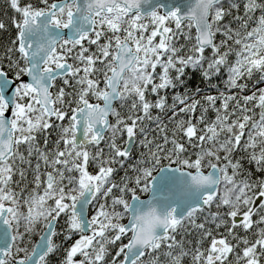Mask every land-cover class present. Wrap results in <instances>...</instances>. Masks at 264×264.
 Segmentation results:
<instances>
[{
  "label": "snow or ice",
  "instance_id": "1",
  "mask_svg": "<svg viewBox=\"0 0 264 264\" xmlns=\"http://www.w3.org/2000/svg\"><path fill=\"white\" fill-rule=\"evenodd\" d=\"M7 2L0 264H264V0Z\"/></svg>",
  "mask_w": 264,
  "mask_h": 264
},
{
  "label": "trees",
  "instance_id": "2",
  "mask_svg": "<svg viewBox=\"0 0 264 264\" xmlns=\"http://www.w3.org/2000/svg\"><path fill=\"white\" fill-rule=\"evenodd\" d=\"M15 15L14 11L9 7L7 0H0V21H3L6 25L5 30H0V53L3 52V49L7 47L10 43V40L14 38L15 36V29L12 27L11 24V18ZM188 86L185 88L183 86L178 87L175 91L177 93L180 92H188L189 94L195 92L196 88H201L202 92L201 95L207 93L209 91L210 85L207 81H202L199 74L193 76L191 72L187 76ZM211 83L217 84V89H212V94H215L217 91L223 90V78L220 81L213 80ZM59 86V84H58ZM169 102H171V97L169 98ZM170 114V113H169ZM171 127V126H170ZM53 138H55L53 136ZM135 154V153H134ZM122 175V173L117 174V179H119V176ZM142 197L146 196V194H141ZM214 227V225L210 226ZM39 235V231L37 232V235L33 238L34 241ZM189 240H192V237H189ZM66 242L65 246H67ZM62 258V253L57 254L54 256L51 260V264H59V260ZM187 264V261L185 262Z\"/></svg>",
  "mask_w": 264,
  "mask_h": 264
},
{
  "label": "water",
  "instance_id": "3",
  "mask_svg": "<svg viewBox=\"0 0 264 264\" xmlns=\"http://www.w3.org/2000/svg\"><path fill=\"white\" fill-rule=\"evenodd\" d=\"M147 195H148V194H146V196L142 197V199H146V198H147ZM38 239H39V235H38V237L36 238V240H38Z\"/></svg>",
  "mask_w": 264,
  "mask_h": 264
}]
</instances>
